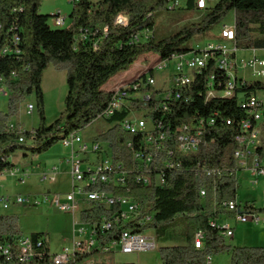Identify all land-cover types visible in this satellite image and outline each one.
Here are the masks:
<instances>
[{
	"label": "trees",
	"instance_id": "16d2710c",
	"mask_svg": "<svg viewBox=\"0 0 264 264\" xmlns=\"http://www.w3.org/2000/svg\"><path fill=\"white\" fill-rule=\"evenodd\" d=\"M41 1L0 0V77L8 91L7 112H0V173L14 168L10 158L16 152L26 151L33 156L46 154L56 144L81 133L100 118L113 96L105 89L106 84L130 70L141 57L153 55L166 60L173 55L189 54L193 50L187 43L195 35L211 31L231 12L235 13L238 49L264 50V0H222L209 8L200 21L184 25L163 39L156 37L155 18L168 10L169 0H80L73 5L71 23L65 28L53 27L50 16L39 13ZM186 4L187 10L195 11L194 0H187ZM123 16L126 23L118 24L117 19ZM84 32H87L86 39L81 38ZM145 32L151 33L147 39L142 37ZM139 35L140 39L135 40ZM16 37H19L18 43H15ZM214 65L215 61H211L203 73L196 74L188 102H171L166 112L156 109L159 101L154 99L147 106L133 102L136 110H149L146 116L153 122L161 121L172 137L180 126L195 123L202 117L214 119V124L206 128L197 153L176 154L181 165L166 173L163 186L143 187L133 182V176L139 173L138 162L134 161L127 143L133 142L139 151H145L146 146L142 142L144 135H132L121 129L131 109L105 118L113 126L95 139L108 142L113 160L132 171L128 185L131 191L128 187L116 188L115 194L132 198L144 213L152 215L147 227L164 231L177 217L183 218L185 243L159 248L163 264H207L209 257L225 252L231 254V264H264V246L230 245L224 236L225 229L217 224L221 215L235 214L224 204L238 201V172L242 170L235 153L240 147L237 138L244 120L238 95L248 98L257 94L264 90V83L239 87L233 98H207V79L211 74L217 75L216 87L220 92L228 82L226 74ZM50 66L66 74L68 86L65 110L52 124L47 123L42 89L44 72ZM30 96H35L40 121L36 129L27 131L19 123L12 125V120L18 117L21 104ZM260 129L262 145L257 153L263 158L264 122ZM21 139L25 143L20 142ZM176 145L172 139L169 148L175 151ZM154 156L153 167L159 168L164 156ZM119 210V207L92 205L83 212L82 218L97 220ZM242 212L259 215L264 208L245 202ZM18 219L17 215H0V241L8 240L13 244L22 235ZM123 229L135 231L133 223H122L107 233L106 240L117 239ZM198 231L205 234L202 249H197L194 242ZM30 236L34 243L47 239L41 233ZM39 252L45 259L32 264H52L47 240ZM87 258L89 256L80 257L77 262L82 263ZM0 264L16 262L0 256Z\"/></svg>",
	"mask_w": 264,
	"mask_h": 264
},
{
	"label": "built area",
	"instance_id": "2783aa9c",
	"mask_svg": "<svg viewBox=\"0 0 264 264\" xmlns=\"http://www.w3.org/2000/svg\"><path fill=\"white\" fill-rule=\"evenodd\" d=\"M51 1V0H42ZM70 4H77L80 0H65ZM222 0H194V9L204 14L209 8ZM180 5V0H169L168 10L173 11ZM51 25L55 28L67 27V16H63L58 10L50 15ZM126 17L118 18V24H125ZM179 26V25H178ZM151 36L145 32L142 37L146 39ZM141 35L135 38L139 40ZM82 39L87 38V32L81 34ZM202 50H193L185 55H173L171 58L161 60L152 58L144 60L147 65H140L139 70L132 78L123 77L115 85L108 89L113 94L107 110L100 117L107 119L124 109H131V115L122 123L121 129L129 134H142L143 144L146 150H136L133 142L127 143V148L132 152L134 161L138 162V174L133 176V182L143 187L163 186L166 183V173L176 170L181 163L176 159V154L189 156L200 149L205 130L214 124L213 118H199L195 123L180 126L174 137L164 128L161 121L153 122L146 116L147 109L136 110L133 102H142L145 106L154 99L159 101L156 109L161 108L166 112L169 104L174 101H190L189 90L194 82L196 74H201L208 68L211 61H215V68L223 71L228 82L220 92L216 87L217 75L211 74L207 79V98H233L236 89L264 79V58L257 54L258 50H249L254 54L248 60H237L240 49L236 46L235 23L231 26L225 25L219 35L214 38ZM19 37L15 38V43ZM9 53V50H5ZM192 55V58H188ZM173 64L175 72L170 75L166 90L154 88L156 79L151 72L155 70H170ZM249 71V73H245ZM4 79L0 77V86ZM219 86V85H218ZM0 94L8 95L4 88H0ZM240 104L244 110V120L241 123V135L237 142L239 149L235 153L237 164L241 170H249L252 175L264 178V157H260L257 151L262 145V134L260 125L264 122V90L258 91L250 97L243 94L238 95ZM34 106L29 105L28 113H33ZM138 115H143L138 118ZM230 124V122H228ZM13 129V126H11ZM176 142L175 151L169 148L171 140ZM20 142L25 143L23 139ZM70 149L67 163L70 165L71 190L67 193L45 192L40 195L30 196H0V210H8L12 206L39 207L49 205L59 212L69 214L72 218L73 237L69 244L65 245L59 253H50L52 264H99L97 255L105 254H134L154 251L157 242L154 236L147 235V225L151 222L152 215L144 213L139 203L127 196L115 194L116 188H126L129 185L131 170L123 163L113 160L112 150L105 148L100 142H87L82 133L74 134L63 144ZM110 146V145H109ZM111 148V147H110ZM163 154L160 166L153 167L154 155ZM154 171H156L154 173ZM10 176L19 183L25 184L30 176L29 171L20 168H12L0 173V177ZM58 177L57 169L50 173H43L41 181L45 183H56ZM131 191V188H127ZM202 196L205 192L201 193ZM92 205L105 206L107 208L119 207V211L112 213L110 217L103 215L101 219L85 221L82 219L84 211L89 210ZM224 206L231 212H237L235 219L239 224H260L261 218L258 214H248L240 211L242 209L237 202L225 203ZM93 215V213H91ZM122 223H133L134 232L131 229L121 230L117 239L106 240L107 233ZM218 224V222H217ZM225 229V228H224ZM138 230L140 232H138ZM224 236L232 238L234 231L226 228ZM41 238L34 243L31 236H20L12 244L8 240L0 241V256L7 260H14L16 264H32L45 259L39 250L44 247ZM195 246L202 249L205 243V234L198 231L195 235ZM89 256L82 263L77 260L80 257ZM212 257L207 259L210 264Z\"/></svg>",
	"mask_w": 264,
	"mask_h": 264
},
{
	"label": "rangeland",
	"instance_id": "374dc122",
	"mask_svg": "<svg viewBox=\"0 0 264 264\" xmlns=\"http://www.w3.org/2000/svg\"><path fill=\"white\" fill-rule=\"evenodd\" d=\"M60 10L63 16H67V27L70 25V15L73 10V4L65 0H51V1H41L39 13L45 16H50L54 12ZM203 14L199 11H189L186 9L185 0H180V5L177 9L173 11L165 10L157 14L155 18V33L157 39H163L167 36L174 34L177 30L181 29L184 25L189 23L200 21ZM235 23V13L231 12L225 19H223L218 25L213 27V29L207 33H202L195 35L188 43L187 46L192 50H202L205 45L210 42H214V38L217 37L223 28V26H231ZM179 25V26H178ZM217 40H215L216 42ZM254 53L252 51L240 50L237 56V60L241 63L242 60H248L252 57ZM257 54L264 58V50H259ZM152 58H159V56H144L141 57L137 64L128 70V74H120L118 77L113 78L109 81L105 89H109L115 83L122 79L123 77L132 78L135 76L139 70L140 65L149 64V60ZM188 58H192V55H188ZM147 60L148 62H144ZM174 63L171 64L170 70L159 71L155 70L153 75L156 79V86L154 88L159 90H166L167 82L171 74L175 72ZM51 67V66H50ZM135 75H134V74ZM245 73H249L246 71ZM60 75H65L64 72H60ZM132 75V76H131ZM264 82V79H263ZM7 91V89H6ZM68 87L67 84L62 86V83H58V87H54L49 93H45V112L48 124H52L65 110V99L67 97ZM8 93V91H7ZM1 105L7 106L8 109V98L0 94ZM47 101V102H46ZM29 105L34 106L33 113H27ZM7 112V110H6ZM22 112V113H21ZM138 118H142L143 115H138ZM20 115L23 119V123L18 122L20 120ZM16 123L21 124L23 129L31 131L38 127L40 118L38 115V109L36 105L35 96L28 97L20 106V111L18 117L13 118ZM12 120V121H13ZM15 123V124H16ZM113 125H109L108 121L105 119L98 118L92 122L84 131H82V136L86 140L96 139L102 132L107 131ZM105 148L111 150L109 143L105 141H99ZM63 142L56 144L52 152L45 157L39 158V155L33 156L26 151H18L14 156L15 162L18 164L25 163L31 165L34 169L41 166V169H37L36 172L46 171L45 161L50 160L53 157H60L67 155L68 151L63 147ZM24 155H27L24 158ZM50 167V165H49ZM29 179L27 183H29ZM252 179L248 173L243 171L238 172V203L243 210V204L245 202H253L257 208H264V193L260 192L255 185L251 184ZM68 177L60 176L59 183L57 186H48L47 184L40 185V191L45 190L48 187L55 191H61L60 193H67L68 187ZM26 183V184H27ZM22 184L16 185V187H23ZM20 189V188H19ZM22 193H25L21 191ZM3 211L0 210V214ZM17 212L18 216V226L22 232L21 236L31 235L32 233H41L45 235L48 241L51 252L59 253L62 248L72 240V219L69 214L59 212L49 205H42L39 207L31 206H14L13 208L7 210L5 213ZM237 212L228 216L226 214L221 215L222 221L227 222L231 226L236 227L237 221L235 215ZM228 216L229 218H224ZM260 218L264 219V212L259 214ZM239 225V224H238ZM242 227L246 229H238V236L234 238H226L227 243L230 245L240 244L241 246L248 245L249 247H254L255 243L258 242L257 237H264L262 229L264 228V221H261L259 225L254 223L241 224ZM249 228H255L254 231H246ZM147 235H152L155 237L157 242V248L154 251L146 253H134V254H105L103 256L97 255L96 258L100 261L99 264H163L161 261V255L159 253V248L165 246L181 245L185 243L184 238V221L182 217H177L176 220L164 231L154 227H148L146 230ZM254 238L256 239L254 241ZM210 264H231L230 253L225 252L217 256H212V262Z\"/></svg>",
	"mask_w": 264,
	"mask_h": 264
},
{
	"label": "crops",
	"instance_id": "0c3cea01",
	"mask_svg": "<svg viewBox=\"0 0 264 264\" xmlns=\"http://www.w3.org/2000/svg\"><path fill=\"white\" fill-rule=\"evenodd\" d=\"M185 2H187V0H185ZM187 5V4H186ZM259 51V50H258ZM257 51V52H258ZM137 64V62H135L133 64V66H135ZM132 66V67H133ZM129 71L127 72H123V73H120V74H128ZM118 74V75H120ZM134 74V73H133ZM115 76L114 78L118 77ZM135 75V74H134ZM132 76V75H131ZM130 78V77H129ZM113 78L110 80L112 81ZM62 83V86H65V84H67V78H66V74L65 75H60V72L59 71H56L54 69V67H49L45 72H44V76H43V80H42V89H43V92H44V99H45V93H49L51 92V90H53L54 87H58V83ZM68 87V86H67ZM0 88H4L5 91H6V87L2 84L0 86ZM107 90V89H106ZM7 92V91H6ZM68 94V92H67ZM2 96L6 97L8 95H3ZM47 102V101H46ZM1 101H0V112H6L7 110V106H3L1 105ZM22 113V112H21ZM28 113V112H27ZM20 120H18V122H20L21 124H24L23 123V119L20 115ZM16 123L15 120L12 121V125H14ZM39 125V124H38ZM36 129V128H34ZM33 130V129H32ZM82 133V132H81ZM85 140V139H84ZM87 142H92V141H95V139H92V140H85ZM63 145V143H62ZM63 147L68 151L67 155L65 156H60L58 158L56 157H53L51 158L50 160L48 161H45L47 162L45 165L46 167L48 168L46 171L43 170V172L39 173V172H36L37 169H41V166H38L36 169H34L33 167H31V165H27L25 163H22V164H18L17 162H15L14 160V156H12L10 158V162L14 165V168H20L22 170H26V171H29L30 173V176H29V183H26L25 184H22L21 186L23 187H16V185H18V181L13 178V177H10V176H2L0 177V196H9V197H15V196H30V195H40L42 193H45V192H58L60 193L61 191H55V190H52L51 188H47L45 190H41L40 191V185L41 184H47L48 186H57L58 183H59V178L60 176H67L68 177V187L69 189L67 190L68 192L71 190V176H70V165L66 162L67 161V158H69L70 156V149L65 147L63 145ZM54 148V147H53ZM53 148L47 152L46 154H43V155H39V158H42V157H45L46 155L50 154L53 150ZM27 155H24V158L26 157ZM50 165V167H49ZM54 169H57V172H58V177H57V182L56 183H45V182H42L41 181V175L43 173H50L51 171H53ZM244 173H248L250 178L252 179L251 181V184L252 185H255L257 187V189L264 193V178H258L256 179L252 173L249 171V170H242ZM27 179V180H28ZM21 184V183H19ZM20 188V189H19ZM21 191L25 192V193H22ZM238 202V201H237ZM249 203H253V202H249ZM255 205V204H254ZM256 206V205H255ZM14 206H12L11 208H13ZM9 208V209H11ZM8 209V210H9ZM3 211L0 215H17V212H12V213H5L7 210H1ZM71 217V216H70ZM260 217V216H259ZM224 218H229L228 216H225ZM72 219V218H71ZM83 219V218H82ZM222 217H219L217 219L218 221V224L219 226L223 227V228H231L233 229L234 231V236L232 238H236L238 236L237 232L239 231L238 229H240V227L242 229H246L245 227H242L241 224L237 223L236 227H233L231 226L229 223H227L226 221L223 223L221 222L222 220ZM262 221H264V219L261 218ZM239 224V225H238ZM245 224H248V223H245ZM251 224V223H250ZM73 225V224H72ZM257 225V224H255ZM259 225V224H258ZM254 231L256 230L255 228H249L248 227V230L246 231ZM263 233H264V228L262 229ZM72 235H73V229H72ZM258 238V242L255 243V246H261L263 247L264 246V237H257ZM256 239L254 238V241ZM71 242V241H70ZM69 242V243H70ZM68 243V244H69ZM67 245V244H66ZM234 246H238V247H243L241 246L240 244H236ZM246 246V245H244ZM248 246V245H247ZM230 257H231V254H230ZM212 262V261H211Z\"/></svg>",
	"mask_w": 264,
	"mask_h": 264
},
{
	"label": "bare ground",
	"instance_id": "6f19581e",
	"mask_svg": "<svg viewBox=\"0 0 264 264\" xmlns=\"http://www.w3.org/2000/svg\"><path fill=\"white\" fill-rule=\"evenodd\" d=\"M72 137H74V136H72ZM65 142H68V139L64 140V141H63V144H64Z\"/></svg>",
	"mask_w": 264,
	"mask_h": 264
}]
</instances>
